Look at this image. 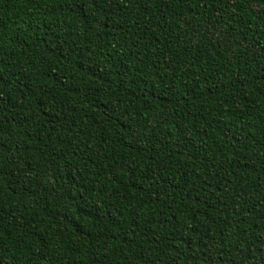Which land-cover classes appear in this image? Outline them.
I'll use <instances>...</instances> for the list:
<instances>
[{
    "label": "trees",
    "instance_id": "16d2710c",
    "mask_svg": "<svg viewBox=\"0 0 264 264\" xmlns=\"http://www.w3.org/2000/svg\"><path fill=\"white\" fill-rule=\"evenodd\" d=\"M0 264H264V0H0Z\"/></svg>",
    "mask_w": 264,
    "mask_h": 264
}]
</instances>
